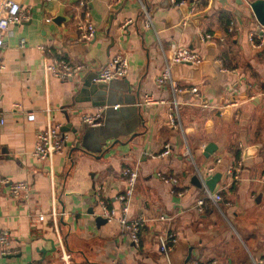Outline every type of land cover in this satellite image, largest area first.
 Instances as JSON below:
<instances>
[{"label":"crops","instance_id":"1","mask_svg":"<svg viewBox=\"0 0 264 264\" xmlns=\"http://www.w3.org/2000/svg\"><path fill=\"white\" fill-rule=\"evenodd\" d=\"M18 1L28 18L10 26L0 48V175L7 180L0 184V233L9 241L0 247L7 251L0 264H264V47L249 42L261 24L248 5L85 0L97 34L83 41L76 27L82 0ZM202 33L212 38L202 42ZM177 46L199 52L216 76L202 75L200 66L174 64L172 78L184 91L160 85ZM121 53L128 57V74L106 83L114 93L102 107V124L92 127L83 117L99 107L81 90L82 80ZM56 58L85 69L70 79L46 75L44 66ZM146 94L158 102L139 107ZM176 108L172 125L169 114ZM49 123L64 127L68 141L63 154L39 160L37 136ZM166 145L171 152L161 156ZM239 163L234 179L229 170ZM126 167L139 172L127 216L148 220L140 246L117 221L99 215L98 190L120 207ZM217 173L212 192L222 193L223 201L210 199L199 212L196 202L207 196L203 180ZM18 182L27 190L14 198L10 189ZM168 230L178 235L169 259L159 250Z\"/></svg>","mask_w":264,"mask_h":264},{"label":"built area","instance_id":"2","mask_svg":"<svg viewBox=\"0 0 264 264\" xmlns=\"http://www.w3.org/2000/svg\"><path fill=\"white\" fill-rule=\"evenodd\" d=\"M186 1L184 0L180 3L183 6ZM79 7L82 10L81 16L78 18L76 27L79 34V39L83 41L92 40L97 34V28L92 20L91 8L88 2L85 0L80 1ZM146 11V8L144 7ZM195 12V6L189 10L188 14H193ZM189 16V15H188ZM28 16L24 13L21 3L18 0H0V48L5 45V36L12 24H19L24 21ZM48 18L46 21H50ZM132 23L131 20L124 23L121 27L122 31L126 30L127 27ZM151 19L146 21V25L149 26L151 24ZM187 24V21L183 22ZM228 30L231 32L234 30V22H230ZM249 42L255 48L264 47V26H258L256 29L252 30L249 35ZM201 41L206 42L207 40L212 38L211 34L202 33L200 35ZM204 61L202 55L189 48V47H180L177 46L174 48L170 60L167 62V66L162 71L160 77L158 78V83L160 85H164L169 83L174 92H183L184 89L180 88L178 83L172 78L171 68L174 64H182L188 63L194 66H200ZM5 69V65L2 61H0V73ZM85 69L84 65H72L66 59L56 58L51 62L47 63L44 66V72L46 75H53L61 79H70L73 78L78 72ZM129 70V60L128 57L124 54H117L111 57L106 65V67L99 73L96 78L97 82L100 83H108L116 79H123L127 76ZM192 92L198 94V88H192ZM158 102L155 100L153 95L146 94L138 103L139 107L151 105L153 103ZM119 105H115L114 108L117 109ZM176 111L173 110L169 114V120L172 125H176ZM103 118V108L99 107L96 112L93 114H87L83 117V120L86 124L97 127L102 124ZM35 119L34 113L28 114V120L33 121ZM5 124V119L0 118V126ZM68 141V136L62 132L60 124H52L49 125L42 131L39 132L37 136V141L34 149V156L39 160H52L55 155H60L65 152L66 144ZM171 152L170 146L166 145L164 150L160 153L161 156H167ZM220 161V160H219ZM213 171V168L210 169ZM241 171L240 163L234 167H231L229 170V174L237 179L238 173ZM124 175L126 177V183L123 192L118 196L117 200L119 202V208L111 206L104 198L100 191L96 192V198L98 204L100 206V217L105 221L112 222L117 221L124 232H126L131 240L136 244V246H140L141 243V232L142 228L148 221L144 216H139L134 219L128 218V213L130 211L131 202L133 199V195L135 192V187L138 181L139 172L135 167H126L124 168ZM52 176H54L53 171H51ZM166 183L176 185L178 183V179L176 177H161ZM7 180L0 175V184L6 183ZM203 184L207 189L206 198L200 199L196 202V206L199 212H203L204 209L208 206V200H212L215 204L219 205L220 202L223 201V195L220 192L214 193L209 191L206 182L203 180ZM27 190V184L24 182H18L12 184L10 193L11 196L17 198L20 194ZM182 194V192L180 193ZM56 200H53V210L52 216L56 220L58 215V209L56 207ZM41 220L45 219L44 215L40 216ZM161 221H165V216H160ZM178 242V235L176 232L172 230H168L163 233L159 238V250L161 254H163L166 258H170L171 253L173 252L175 245ZM9 241L8 238L0 233V247L8 246ZM63 252L62 257L66 262H69L70 255L67 253L65 248L62 246ZM2 253H7L5 250L0 249V255ZM195 264H214V263H200L197 262Z\"/></svg>","mask_w":264,"mask_h":264},{"label":"water","instance_id":"3","mask_svg":"<svg viewBox=\"0 0 264 264\" xmlns=\"http://www.w3.org/2000/svg\"><path fill=\"white\" fill-rule=\"evenodd\" d=\"M236 1L239 5L246 3L248 5V8L252 11V13L257 18L258 22L261 24V26H264V0H245V1L236 0ZM182 10L186 12L185 7H182ZM104 68L105 67H103L101 71ZM200 69L202 75H209L212 77L216 76V70L209 61H203L200 65ZM101 71L95 73L92 78L89 77L84 78L82 80V88H81V90L83 92L85 91V93L90 97L89 99L94 102V105L98 107H103L108 105L110 103V98L114 93L112 91V88L108 84L100 83L96 81V78ZM61 130L64 131L65 128L63 127L61 128ZM247 151L249 152V150ZM220 175H221L220 173H217L206 182L207 186L211 191L215 190L216 183L220 178ZM102 220L105 221L104 219Z\"/></svg>","mask_w":264,"mask_h":264},{"label":"trees","instance_id":"4","mask_svg":"<svg viewBox=\"0 0 264 264\" xmlns=\"http://www.w3.org/2000/svg\"><path fill=\"white\" fill-rule=\"evenodd\" d=\"M183 0H175L177 4H180ZM229 23V22H228Z\"/></svg>","mask_w":264,"mask_h":264}]
</instances>
